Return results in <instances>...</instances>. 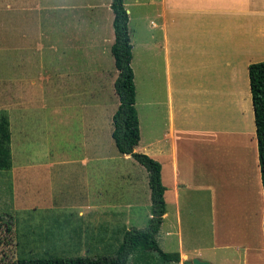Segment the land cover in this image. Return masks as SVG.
Listing matches in <instances>:
<instances>
[{
    "label": "crops",
    "instance_id": "obj_1",
    "mask_svg": "<svg viewBox=\"0 0 264 264\" xmlns=\"http://www.w3.org/2000/svg\"><path fill=\"white\" fill-rule=\"evenodd\" d=\"M9 3L14 12L34 11L37 17L42 15V24L35 28L40 38L48 39L50 33L61 34L62 17L63 27L66 31L72 29L75 40L73 46L62 47L63 52L81 47L84 51H97L103 49L105 43L111 45L113 41L110 28L107 37L103 35L104 23L108 28L112 21L110 0H71L66 5L61 4V0H9ZM123 6L131 44L130 66L136 108L135 62L137 76L154 80V89L147 85L145 92V96H153V100L147 99L142 103L149 106L144 114L146 121H142L139 108L136 110L139 139L133 151L148 155L160 165L165 212L155 233L158 247L165 252L178 253V262L171 264H185L184 261L191 258L207 260L211 264L264 263L260 221L257 237L253 231V238L247 237L245 241H228L217 227L214 198L219 185L218 169L214 165V175L210 179V166L208 172L203 165L204 148L213 144L212 149L217 153L219 146L225 148L230 144L227 135L231 138L235 135L241 138L240 142L253 146L254 163L258 168L252 106L246 95H240L249 91L248 65L264 60V0H123ZM135 6L138 7L136 11L133 10ZM134 21L136 27L132 25ZM78 26H83L85 35L86 31L89 32L84 44L79 42L83 40H80ZM135 31L136 42L133 38ZM139 33H145V36H139ZM49 46L55 48L54 44ZM96 51L87 53V56H95L96 60ZM61 74L67 76L69 72ZM75 74L86 73L80 71ZM97 74L95 69L93 75ZM218 88L223 119L227 113L229 120L231 111L235 110V121H238L235 127H225L224 124L221 127L218 123ZM158 91L163 96L161 101L157 100ZM212 101L214 126L207 121ZM161 111L163 116L160 119ZM91 115L89 123L83 122L82 133L79 131L84 141L81 143L82 152L74 156L61 153V183L77 171L79 194L72 207L79 227L88 224L98 233L100 225H113L116 219L119 222L121 215L122 222L119 223L126 230L131 228L133 201L125 199L115 204L108 200L97 186L100 173H121L130 191L135 188L136 172L145 189L147 173L137 162L138 165L128 162L131 159L128 154L109 155L102 151L108 136L111 137L112 127L110 129L107 123L105 132H102L103 124L99 123L97 113ZM114 159L125 160L127 164L116 163ZM110 161L116 164H109ZM9 167L10 171L12 160ZM222 176H225L224 168ZM259 180L260 177L257 178L258 185ZM209 224L214 228L208 231ZM200 225L204 235L196 229ZM217 250L224 251L231 259L235 257L236 261L216 259L214 254Z\"/></svg>",
    "mask_w": 264,
    "mask_h": 264
},
{
    "label": "rangeland",
    "instance_id": "obj_2",
    "mask_svg": "<svg viewBox=\"0 0 264 264\" xmlns=\"http://www.w3.org/2000/svg\"><path fill=\"white\" fill-rule=\"evenodd\" d=\"M69 2L71 0H61V4ZM133 10H138V7L135 6ZM43 20L42 15L37 17L34 11L14 12L9 0H0V116H5L8 121V146L12 160L10 171V167L0 169V264H15L18 258L112 256L116 254L123 239L124 230L119 223L122 222L121 215L119 222L116 219L113 225H100L98 233L88 224L79 227L72 207L79 194L77 171H73L69 175L70 179L61 183V153L74 156L82 152L81 143L84 141L79 131L82 133L84 130L83 122L86 120L85 124L89 123V116L96 112L99 123L103 124L100 128L102 132H105L107 123L110 129L112 127L111 114L118 100L112 86L117 71L109 51L110 43H105L104 48L97 51H84L81 47L63 52L62 47L73 46L75 43L72 29L65 30L61 17V34L50 33L48 39L40 38L35 28ZM132 25L135 26L136 22ZM111 27L107 28L105 22L106 32L103 35L107 37ZM78 28L81 30L80 40H83L79 42L84 44L89 38V32L86 31L85 35L83 26ZM139 36H145V33H139ZM133 38L136 42V31ZM50 44H54L55 48H50ZM95 51L96 60L95 56H87V53ZM135 67V108H139L142 121H146L144 114L149 106L142 103L147 99L153 100V96L147 97L145 92L147 85L154 89V80L137 76V61ZM95 69L98 70L96 76L93 75ZM138 70H141L139 66ZM63 71L69 74L64 76L61 74ZM80 71L86 74H75ZM218 90V123L221 127L223 124L225 127H235L238 122L235 121L237 113L233 110L229 120L227 113L223 119ZM233 95L237 97V94ZM245 95L250 104L249 91L240 96ZM157 100H163L159 91ZM214 114L212 101L209 114L211 119L207 118L211 126H214ZM158 116L161 119L163 112ZM227 137L230 144L225 148L219 146L217 153L212 149L213 144L204 148L203 165L205 171L210 166V179L214 175V165L218 169L219 185L214 198L217 227L228 241H245L247 237L253 238V231L254 237L259 234V221L262 223L260 217L263 216L262 188L261 183L258 185L257 182L259 175L254 163L253 146L251 148V144L240 142L241 138L235 135L234 138L229 135ZM106 143L102 151L117 155L110 135ZM114 161L122 162L121 159ZM128 162L138 165L132 158ZM122 164L125 166L127 163L123 160ZM140 168L144 171L142 166ZM222 168L225 176H222ZM100 174L97 186L104 191L108 200L115 204L125 199L133 201L130 226L146 227L151 205L147 178L144 189L136 172L135 188L130 191L121 173L108 172L106 176ZM204 216L208 220L205 209ZM211 227L214 228L209 224L208 231ZM196 229L204 235L202 225ZM208 253L212 251L208 250ZM135 255H127L125 264H142L136 262ZM214 255L216 259L236 261L235 257H227L222 250L215 251ZM149 257L151 264H157L154 252H150Z\"/></svg>",
    "mask_w": 264,
    "mask_h": 264
},
{
    "label": "trees",
    "instance_id": "obj_3",
    "mask_svg": "<svg viewBox=\"0 0 264 264\" xmlns=\"http://www.w3.org/2000/svg\"><path fill=\"white\" fill-rule=\"evenodd\" d=\"M109 8L113 15L111 21L113 41L109 51L117 71L112 86L118 100L116 109L111 115V138L118 153L130 155L146 170L151 203L148 223L141 229L131 227L124 230L122 243L116 254L112 256L18 258L15 264H125L127 255L132 253L136 254V262L151 264L150 252L156 254L157 264H171L179 260L177 252L162 251L155 241V233L165 212L164 186L160 180V165L148 155L133 151L139 139V130L137 111L134 105L133 72L130 66L131 44L127 28V13L123 6V0H110ZM247 74L263 197L264 252V60L250 63L247 67ZM9 140L8 121L5 116H0V169H7L10 165Z\"/></svg>",
    "mask_w": 264,
    "mask_h": 264
},
{
    "label": "water",
    "instance_id": "obj_4",
    "mask_svg": "<svg viewBox=\"0 0 264 264\" xmlns=\"http://www.w3.org/2000/svg\"><path fill=\"white\" fill-rule=\"evenodd\" d=\"M185 264H211L209 261L207 260H200L198 258H191L189 260H185L184 261Z\"/></svg>",
    "mask_w": 264,
    "mask_h": 264
}]
</instances>
